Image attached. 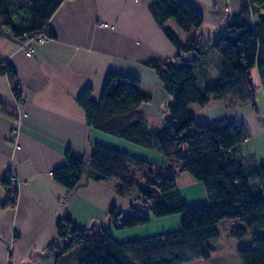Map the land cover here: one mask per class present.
I'll return each mask as SVG.
<instances>
[{
    "label": "trees",
    "instance_id": "obj_1",
    "mask_svg": "<svg viewBox=\"0 0 264 264\" xmlns=\"http://www.w3.org/2000/svg\"><path fill=\"white\" fill-rule=\"evenodd\" d=\"M62 1L0 0V25L21 42L24 33L50 37L48 20ZM263 9L264 0H241L238 14L230 15L220 34L208 39L195 32L203 17L191 4L151 1L149 12L166 37L181 51L193 54L189 60L154 58L145 64L170 98L162 126L155 132L147 130L139 108L151 97L144 95L139 81L131 77L108 72L97 103L91 100L90 86L84 87L75 101L90 128L157 153L165 161L151 163L93 144L85 156L68 150L65 163L54 169L51 177L68 192L81 187L84 180H114L117 194L130 201L127 211L111 207L106 213L116 230L173 215H180L179 226L118 242L110 229L96 222L82 227L62 216L55 221L58 239L45 252L59 251L61 255L75 249L77 264H189L210 256L211 242L220 236L217 224L227 220L235 222L228 229V238L240 243L236 251L239 262L264 264V165L239 154V146L249 134L241 122L227 118L196 122L189 109L192 104L203 107L219 99L250 104L255 109L257 85L251 74L253 69L264 92ZM169 19L185 32L193 30L191 38L182 43L165 26ZM204 40L210 42L221 60L217 77L210 78L208 83L205 76L201 78L193 70L202 62ZM1 75L8 79L19 101L15 75L0 62ZM172 173H188L201 184L207 203L187 206ZM0 184L8 193L1 207L13 206L16 189L4 179V174L0 175ZM133 191L135 196L131 200ZM249 234L252 238L244 247L241 243Z\"/></svg>",
    "mask_w": 264,
    "mask_h": 264
},
{
    "label": "crops",
    "instance_id": "obj_2",
    "mask_svg": "<svg viewBox=\"0 0 264 264\" xmlns=\"http://www.w3.org/2000/svg\"><path fill=\"white\" fill-rule=\"evenodd\" d=\"M151 1L63 0L47 23L52 36L43 35L46 38L43 43L21 42L0 25V62L11 68L25 94L22 101H17L8 79L0 76V175L13 171L17 177L16 184H11L16 189L13 206L1 207L8 193L0 184V264H77L75 249L61 255L59 251H44L58 239L55 221L62 216L82 227L96 222L110 229L118 242L179 226L180 215H173L116 230L111 227L106 213L111 207L127 211L130 201L117 194L114 180H84L81 187L68 192L51 177L52 171L65 163L68 150L85 156L93 144L151 163L165 161L157 153L90 128L75 101L77 94L90 86L91 100L97 103L108 72L131 77L139 81L140 91L151 97L150 102L139 108L147 130L155 132L162 126L170 98L156 74L145 64L154 58L189 60L193 54L181 51L166 37L164 29L149 12ZM170 1H185L198 10L203 20L195 32L208 39L220 34L230 15L238 14L241 2ZM165 26L182 43L194 32L181 30L172 19L167 20ZM209 44L204 40L201 48L208 50ZM26 51L31 54L27 55ZM218 68L213 63L202 62L193 66L199 77H206V83L217 77ZM255 84V109L250 104L223 99L211 100L203 107L192 104L189 109L196 122L208 123L222 118L241 122L249 136L240 144L239 154L264 165V92L258 77ZM174 180L187 206L207 203L201 184L193 179H183L181 183ZM163 219L175 222L161 232L141 234L138 231ZM220 223L223 227L218 229L220 236L211 242L210 256L189 264H241L236 257L240 243L236 246L228 238V229L235 222Z\"/></svg>",
    "mask_w": 264,
    "mask_h": 264
},
{
    "label": "rangeland",
    "instance_id": "obj_3",
    "mask_svg": "<svg viewBox=\"0 0 264 264\" xmlns=\"http://www.w3.org/2000/svg\"><path fill=\"white\" fill-rule=\"evenodd\" d=\"M262 12L264 13V9ZM254 19H255L254 17L251 18V20H253V21H254ZM209 48L210 49H208V50L205 47H203L201 49L202 50V63H206V64L213 63L215 66H219V68H220L221 60H220V56H219L218 52L210 46H209ZM179 60L181 61V59H179ZM212 67L215 69L214 66H212ZM219 68L217 69V73L219 71ZM251 74H252V77L254 78V82H256V80H257L256 71L253 70L251 72ZM172 176L174 179H176L177 183H181V181L183 179H188V180L192 179L188 173H172ZM134 196H135V192L133 191V193H131V196L129 198L132 200L134 198ZM173 217H175V215ZM159 221H162V222H156L153 224V226H143L142 228H139L140 230H138V231H141L140 232L141 234L142 233L144 234V233L158 232V231L161 232V230H166L168 228H171L172 224L175 222L173 220H165V219L159 220ZM221 222L226 224L228 221L223 220ZM217 227L219 230H221V227H223V226L220 223V224H218ZM251 238H252L251 234L247 235L245 238H243L241 245L244 247L248 246ZM230 243H234L236 246H238L237 245L238 242L235 240H230ZM229 245H232V244H229Z\"/></svg>",
    "mask_w": 264,
    "mask_h": 264
},
{
    "label": "built area",
    "instance_id": "obj_4",
    "mask_svg": "<svg viewBox=\"0 0 264 264\" xmlns=\"http://www.w3.org/2000/svg\"><path fill=\"white\" fill-rule=\"evenodd\" d=\"M23 41L24 42H29V41H35L37 43H43L46 38L43 35H36V34H23ZM27 55H30L31 52L30 51H26ZM17 88H18V94H19V101H22L24 99V91L20 88V85L17 84ZM4 179H6L7 181H9L11 184H16L17 182V177L16 175L13 173V171H7L4 174Z\"/></svg>",
    "mask_w": 264,
    "mask_h": 264
}]
</instances>
